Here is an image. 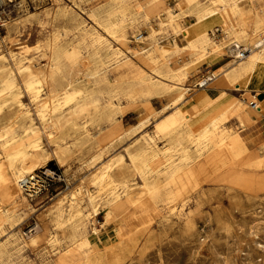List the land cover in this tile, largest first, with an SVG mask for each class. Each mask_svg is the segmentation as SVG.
I'll return each mask as SVG.
<instances>
[{"label": "bare ground", "instance_id": "6f19581e", "mask_svg": "<svg viewBox=\"0 0 264 264\" xmlns=\"http://www.w3.org/2000/svg\"><path fill=\"white\" fill-rule=\"evenodd\" d=\"M135 1L107 0L104 8L97 9L88 15L90 31H81L76 26L73 27V30L78 31L76 37L79 44H85L86 40L90 39V42L86 44L89 52L85 59L87 62L84 63V60L80 64L81 75L69 80L62 88L51 87V85L55 84V78L62 74L64 69L68 67L70 69L73 65L79 64L80 51L65 50L58 44V34L41 46L34 44L35 46H25V50H22L27 52L32 48H42L44 54L40 63L24 62V56L16 55L12 51L0 55V99L5 97V100L0 102V156L3 155L7 161V163L0 161V202L8 203L12 208L17 204H25V206L28 204L22 196L25 191L19 184L20 179L30 176L34 170L41 168L48 161H54L59 167L67 163L71 151L69 147H66L67 138L70 137L69 130H72L74 135L71 142L73 148H83L90 141L83 126L87 123L85 119L96 118L95 125L100 130L102 125L111 126L114 115L112 101L115 98L123 99L127 104L125 109L118 111L120 114H123L135 102L152 96L170 98L168 104L158 112L145 107L147 116L144 120L163 111H169L164 114L153 131V136L138 141V147L134 151L127 150L124 155L111 157L90 180L92 185L97 187V194L104 193L102 198L100 195H87L86 205L90 208V212L88 211L91 216L90 222L93 223V219L102 210L107 212L100 227L106 229L112 225H118L115 232L118 242L108 250V253L115 255L130 249L134 241L133 234H125L116 217L128 211L167 210L171 199L175 196L169 190L170 185L177 184L182 175L192 176L193 170L191 172L186 168V161L195 160V157L192 158L188 151L184 150L180 161L183 164H174V162L169 163L171 157L166 158L167 152L174 151L183 144H190L194 148L196 157L204 155V160L197 164L196 170L203 172L206 168L218 165L219 169L225 171L223 180L229 183L243 180L244 175L240 172L242 168L264 167V157L256 162H241L246 153L251 150L248 145L255 142L257 138L253 125L255 119L252 109L247 108L249 106L246 107L242 101L226 93V90H243L245 79L259 67H264V11L263 13L260 11L264 10V0H183L185 7L171 14L166 11L162 0ZM66 11L57 15L56 18H69V21L73 23V18ZM161 12L167 15V24L157 21L159 29L170 32L179 42L171 43L169 48L154 44L150 47L149 42L155 37L152 30L144 37L141 34V37L139 36L145 39L143 43L146 42L148 48H141L140 52L131 51L128 45L129 35L134 30L141 29L142 25H150L151 18ZM185 14V18H192L193 21L186 27L175 24L173 18ZM5 25L6 23L4 27ZM214 30L222 34L219 42L213 39ZM6 31L10 33L9 29ZM4 42L2 37L3 45ZM109 43L124 47L126 54L136 60L135 63L137 62L141 69L140 72H131L130 75L127 72L126 76L110 81L108 62H112L113 59L114 64H117L118 55L112 53V59L109 60L111 58L108 57L111 49ZM223 43L234 44L228 50L231 53L229 57L233 61L212 72L211 76L214 77L213 82L216 85H223L226 88L224 93H220L221 95L215 100L208 99L203 91L205 87H201L205 79H201L193 87L195 92L189 100L183 105L178 104L182 99V93L177 89L182 87L186 91L191 89L183 86L188 67L200 61L206 60L209 64L211 59H218ZM243 50L247 53L238 58ZM184 53L188 56L189 63L186 62L179 68L171 69L172 58L180 59ZM213 55L214 57H211ZM130 62L124 61L115 65L120 69L130 65ZM212 83H208L207 86ZM44 91L42 96L41 93ZM22 96L30 102H36L40 98L44 100L35 112L39 121L38 127L31 125L29 111H21L23 105L19 100ZM102 100H105V106L99 108L98 103ZM14 106L18 109H14ZM190 111L192 112L189 113ZM261 112L264 114L262 108ZM83 119L86 122L77 123L78 120ZM18 130L22 132L18 134ZM96 134L98 135L92 144L93 149L100 151L107 148L112 139L109 140L108 135ZM42 136L46 143L56 145L50 153L40 148ZM157 140L165 142L159 149L156 146ZM104 141L107 142L102 145ZM123 157H128V166L123 164ZM163 158H166L165 162L169 161L165 165L160 161ZM162 165L163 168H161ZM24 174L26 176L23 177ZM134 176L141 180L140 183L142 182L138 188H133ZM165 180L168 182L164 183ZM183 187L182 184L178 190ZM77 195L75 190L56 200L49 220L54 227V233H48L45 226L34 225L25 233V237L31 246L39 241L47 246H53L59 241V234L65 235L70 245L75 244L65 252L66 256H82L87 264H94L108 253L105 251L102 255H95L98 242L95 239L96 236L94 237V234L91 235L86 230L81 202L77 203L76 200ZM97 197L101 198L102 202H97ZM66 199L69 203L64 207ZM177 211H184V202ZM2 221L0 217V223ZM191 226V220L186 219L183 232L190 230ZM92 231H95L93 226ZM36 233L40 235L34 236ZM58 264L77 263H67L60 258Z\"/></svg>", "mask_w": 264, "mask_h": 264}, {"label": "rangeland", "instance_id": "374dc122", "mask_svg": "<svg viewBox=\"0 0 264 264\" xmlns=\"http://www.w3.org/2000/svg\"><path fill=\"white\" fill-rule=\"evenodd\" d=\"M136 1L144 2L146 0ZM162 1L164 2L166 11L170 14L171 12L178 11L181 7H185L182 3L183 0ZM106 2L107 0H0L5 9L6 23V27L0 32V53H2L0 55H5L7 52L12 51L16 55L24 56V62L36 61L40 63L43 60L44 54L42 48H32L27 52H23L22 50H25V46H41L55 34H58V44L62 45L65 50L78 49L80 51H78L79 64L73 65L70 69L69 67L68 69H64L63 73L57 75L55 78V84L51 85V87L62 88L69 80L81 75L80 69L82 67L80 64L87 59L89 52L86 44L90 42V39H87L85 44H79L76 37L78 31L73 30V27L76 26L81 31H90L91 26L88 21V15L97 9L104 8ZM63 11L70 14L71 18H73V23L69 21V18H56ZM260 11L263 13L264 10ZM184 16L186 14L175 16L173 18L175 19V24L180 27H186L191 23L193 19L185 18ZM159 20L163 24H167V15L161 12L157 16H153L150 25H142L141 29L134 30L129 35L128 45L131 51L140 52L141 48H148L147 43H143L145 40L143 37L148 32H152V30L155 37L149 42L150 47L154 44L163 48H169L171 43L179 42L177 37H173L170 32L159 29L157 22ZM7 29H9L10 33H6ZM213 33V39L219 42L222 39V34L220 31L215 30ZM59 34H63V36H59ZM98 34L102 35V33ZM140 34L143 36L142 38H139ZM2 37H4V45L1 43ZM232 45L228 43L221 45L219 54L220 56L225 55L226 62L228 60H231L230 62L233 61L228 57L231 56L228 50ZM109 46L111 48L108 53V57H111L109 60L112 59V53H117V64L124 61H128V63L132 62H130V65L124 66L125 68L120 69L116 67L117 64H114L113 59L111 60L112 62H108L107 70L110 81H114L127 74L130 75L131 72H140L141 69L136 64L137 62L135 63L136 60L131 59L126 54L127 51L124 47H120L115 43H109ZM211 57H214V55ZM128 58L130 59L128 60ZM86 62L85 60L84 63ZM186 62L189 63V60L185 53L180 59L173 57L170 62V68H179ZM113 65H115L114 68ZM124 69L127 71H124ZM110 72L112 73L111 75L109 74ZM208 75L209 73L200 76L194 83H189L187 72V78L183 86L191 89L189 91L184 90L183 87L177 89L178 92L182 93V99L178 104L183 105V103L188 101L195 92V88L193 87L198 81ZM212 84L215 83L213 82ZM44 93L45 91L41 93L42 96ZM3 100H5V97L0 99V102ZM169 100V97L161 98V96H157L156 98V96H152L143 101L135 102L123 114H120L118 111L125 109L127 104L125 100L115 98L112 101L114 104V115L111 126L102 125V130H100L95 125L96 118L85 119L87 123L83 126L85 127V133L90 137V141L83 148H73L71 142L74 139V135L72 130H69L70 137L67 138L66 143L68 144L66 147H69L71 151L69 152L70 157L67 163L63 167H59L54 161H48L41 166V168L51 167L56 169L59 181L54 183L47 193L34 200H31L26 193H23L22 196L28 201L26 206L25 204H17L19 206L16 205L12 208L8 203L0 202V217L3 220L0 223V264H58L60 258L67 263L87 264L86 259L82 256H66L65 252L70 247L75 246V244L70 245L65 235L59 234V241L53 244V246H47L41 241L31 246L25 237V233L31 230L34 225H38L39 227L45 226L48 233H54V227L49 223L50 212L53 210L52 207L59 197L75 190L78 193L77 203H82H80V207L84 223H86V230L89 234H94L93 236H96L95 239L98 242V246L95 248V255H102L105 251L108 253V250L118 242V239L115 238L118 225H112L106 229L100 227V223L104 221V215L107 212L102 210L93 219V223L90 222V208L86 205L87 195H100L101 198L104 197V193L97 194L98 189L92 185L90 180L111 157L124 155L127 150L134 151L138 147L140 140L142 141V138L145 139V137L148 138L152 135L164 114L169 111H163L154 117L144 120L147 116L145 107L158 112L168 104ZM251 100L248 96L243 105L247 107ZM19 101L24 106L21 107V111H29L31 125L38 127L39 121L35 112H37L44 100L40 98L36 102H30L25 96H22ZM104 106L105 100L98 103L99 108ZM247 108L250 109L249 107ZM14 109H18V107L14 106ZM85 120H78L77 123L81 124L86 122ZM20 131L22 132V130H18L17 133L20 134ZM96 133L108 135V139H112L107 148L105 147V149L103 148L100 151L93 149L92 144L98 135ZM41 142L40 148L45 152L50 153L52 149H55L56 145L46 143L43 136ZM106 142L104 141L102 145ZM164 144L165 142L162 140L156 141L158 149ZM180 147H177L180 151L176 148V150H172L173 152L169 151L170 154L167 152L166 158L171 157L170 162H168L180 164L182 155L185 151H188L187 153L192 158L195 157V160H189L191 162L186 161V168L190 169L191 172L192 170L195 172H192L191 177L188 174L182 175L177 184L170 185L169 190L175 196L171 199L167 210L150 212L128 211L124 215H118L116 220L119 225L121 224L123 232L127 235L129 233L133 234V244L124 253L115 255L110 252L94 264H264V167L242 168L240 172L244 175L243 180L229 183L223 180L222 177L225 171L219 169L218 165L206 168L203 172L197 171L196 166L204 160V155L196 157L194 148L190 144H183ZM262 157H264V143L256 149L249 150L241 162H256ZM165 159L160 160L163 165L168 163L165 162ZM0 161L7 163L3 155L0 156ZM122 162L125 166H128V157H123ZM163 165L161 168H163ZM41 168L34 170V173ZM22 176L24 177L26 174ZM140 181L138 177L134 176L132 182L133 188H138V185L142 183ZM166 182L168 180H165L164 183ZM182 184L184 185L183 189L178 190ZM101 198L97 197L96 201L102 202ZM183 202L184 211H177ZM68 203L69 201L66 199L64 207L68 206ZM169 208L171 209L169 210ZM186 219L191 220L192 226L190 230L183 232V224ZM92 226L95 228V231H92ZM36 235H40V233L34 234V236Z\"/></svg>", "mask_w": 264, "mask_h": 264}, {"label": "crops", "instance_id": "0c3cea01", "mask_svg": "<svg viewBox=\"0 0 264 264\" xmlns=\"http://www.w3.org/2000/svg\"><path fill=\"white\" fill-rule=\"evenodd\" d=\"M224 56L225 55H222L218 59H211L209 64L204 60L195 65L189 66L187 69L189 83H194L200 78V76L205 74L209 73L210 76L212 72H216V70H219L222 66L231 61L228 60L226 62V57ZM210 77L212 78V81L209 83H212L214 79L212 76ZM224 89L226 90L223 85L210 84L205 87L203 91L208 99L215 100L224 93ZM226 93L230 97H235L242 102L246 101L248 96H254L259 102V106L264 110V67H259L256 72L245 79V88L243 90H226ZM261 108L259 111H251L255 119L253 125L255 126V133L257 135L256 141L248 145L251 149H256L260 144L264 143V114L261 112ZM189 109H191V107Z\"/></svg>", "mask_w": 264, "mask_h": 264}, {"label": "built area", "instance_id": "2783aa9c", "mask_svg": "<svg viewBox=\"0 0 264 264\" xmlns=\"http://www.w3.org/2000/svg\"><path fill=\"white\" fill-rule=\"evenodd\" d=\"M5 24V9L3 8V5L0 3V32L2 31ZM264 41V39H263ZM247 51H242L241 56L238 58H241L243 55H245ZM204 82L201 85V87H206L209 82L212 81V78L208 75L204 77ZM253 98L251 101H249L248 106L252 110L259 111V102L254 98V96H251ZM59 181V175L57 174L56 169L51 167H44L36 171L35 173L32 172L30 176L24 177L20 179L19 184L21 188L24 189L27 196L34 200L37 197L44 195L49 191V189L52 187V185Z\"/></svg>", "mask_w": 264, "mask_h": 264}]
</instances>
